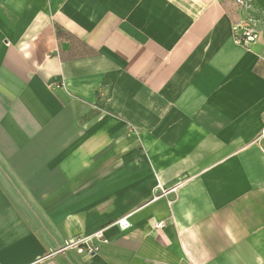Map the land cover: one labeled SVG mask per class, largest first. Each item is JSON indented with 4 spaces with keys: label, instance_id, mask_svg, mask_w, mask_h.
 <instances>
[{
    "label": "crops",
    "instance_id": "0c3cea01",
    "mask_svg": "<svg viewBox=\"0 0 264 264\" xmlns=\"http://www.w3.org/2000/svg\"><path fill=\"white\" fill-rule=\"evenodd\" d=\"M262 137L264 0H0V264H264Z\"/></svg>",
    "mask_w": 264,
    "mask_h": 264
},
{
    "label": "built area",
    "instance_id": "2783aa9c",
    "mask_svg": "<svg viewBox=\"0 0 264 264\" xmlns=\"http://www.w3.org/2000/svg\"><path fill=\"white\" fill-rule=\"evenodd\" d=\"M238 4H244V0H236ZM234 31V42L237 45L248 46L256 42L258 34L257 32L248 25L236 24L233 28ZM117 225L120 229L125 230L130 227L129 222L126 218H121L117 221ZM155 228H163L162 222H157ZM73 250L77 254H82L84 252L90 253V249L84 246V243L80 239H70L64 243V246L59 250L62 252L64 250Z\"/></svg>",
    "mask_w": 264,
    "mask_h": 264
},
{
    "label": "rangeland",
    "instance_id": "374dc122",
    "mask_svg": "<svg viewBox=\"0 0 264 264\" xmlns=\"http://www.w3.org/2000/svg\"><path fill=\"white\" fill-rule=\"evenodd\" d=\"M261 142H262V143H263V145H264V137H262V138H261Z\"/></svg>",
    "mask_w": 264,
    "mask_h": 264
}]
</instances>
